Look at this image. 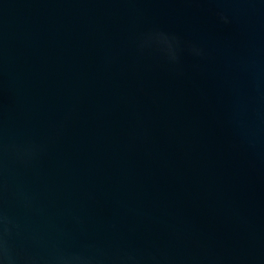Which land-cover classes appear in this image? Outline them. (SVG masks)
<instances>
[{
	"label": "water",
	"instance_id": "1",
	"mask_svg": "<svg viewBox=\"0 0 264 264\" xmlns=\"http://www.w3.org/2000/svg\"><path fill=\"white\" fill-rule=\"evenodd\" d=\"M0 264H264V0H0Z\"/></svg>",
	"mask_w": 264,
	"mask_h": 264
}]
</instances>
